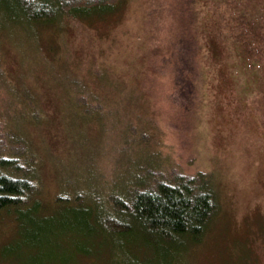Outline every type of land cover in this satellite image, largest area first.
<instances>
[{
  "label": "rangeland",
  "instance_id": "rangeland-1",
  "mask_svg": "<svg viewBox=\"0 0 264 264\" xmlns=\"http://www.w3.org/2000/svg\"><path fill=\"white\" fill-rule=\"evenodd\" d=\"M184 1L135 0L123 9V16H114L105 22L99 20L88 27L77 25L75 37L70 31L64 34V40L72 48L70 52L75 54L68 56L69 51L65 54L60 48L59 53L79 65L77 70L82 75L86 76L90 69L94 74L107 71L113 81L127 84L140 83L146 66H164L159 75L165 80L160 81L151 71V87L146 88L153 100L150 117L156 122L154 127H158L155 133L151 130L152 147L171 155L187 173H210L219 201L218 213L201 243L183 254L179 264H264V0H189L195 10L191 12L184 8ZM179 10L183 13L181 16ZM187 23L188 29L194 26L189 32H197L201 46L195 58L200 99L199 105L192 109H187L186 103L181 104L178 98L173 100L171 87L175 74L169 58L170 41L175 38L171 35L172 27L177 32ZM0 24L8 26L15 39L24 38L6 11L0 12ZM49 32L41 33L44 46L49 45L53 36ZM2 38L0 35L3 41ZM55 38L58 35L54 32L51 42ZM37 40L40 43L39 37ZM15 44L18 43L7 42L1 46V65L7 76L21 81L20 85L24 86L22 80H26V87L36 89L38 105L31 107L33 111L23 106L27 118L23 133L37 164L38 200L42 201V209L51 212L54 199L66 193L56 182L55 170L71 180L70 183H76L77 191L86 192L79 186L86 180L82 170L90 162L85 151L105 150L110 142L106 141L107 133L116 131L114 117H119L121 112L114 108L104 113L98 120L102 125L98 130L88 118L82 120V125L70 128L64 112L58 115L55 112L58 110L55 100L62 94L57 82L64 84L65 79L40 78L31 83L34 77L29 75L37 73L32 72L38 66L36 56L27 44ZM53 44L50 46L55 47ZM147 46L151 49L150 58L146 57ZM28 68L30 73L25 74ZM63 109L70 113L65 106ZM30 112L39 113L40 121L37 118L30 121ZM73 112L72 109V115ZM5 125L6 119L0 124V130ZM97 158L101 179L112 180L106 163L113 162L112 159ZM43 240L40 238L42 249L23 248L25 239L15 215L0 212V264H76L79 261L80 253L75 254L70 247L68 250L63 237L47 239L44 236ZM54 243L57 247L49 249ZM88 244L82 243V252L88 247L98 248L94 242ZM92 253L97 255L96 251ZM86 264L95 262L89 260Z\"/></svg>",
  "mask_w": 264,
  "mask_h": 264
},
{
  "label": "trees",
  "instance_id": "trees-1",
  "mask_svg": "<svg viewBox=\"0 0 264 264\" xmlns=\"http://www.w3.org/2000/svg\"><path fill=\"white\" fill-rule=\"evenodd\" d=\"M134 1L0 0V12L6 11L24 36L17 40L8 26L0 24L4 43L27 44L29 51L36 56L38 66L32 72L37 73L29 75L34 77L30 82L50 77L56 81L65 79L64 84L57 82L62 94L55 100L58 109L55 112H64L67 126L76 128L75 125H82V120L88 118L98 130L102 126L98 124L101 116L114 108L121 112L119 117H114L116 131L107 133L106 141L110 142L105 150L95 153V148H91L89 152L85 151L90 162L88 168L82 170L86 173V180L83 179L79 186L86 192L77 191L76 183H70L71 180L55 170L56 182L66 193L58 195L52 211L47 212L42 209L41 199L38 200L37 164L23 133L27 119L23 106L28 109L38 105L36 89L26 87V80H22V86L21 81L7 76L0 59L1 126L2 121L7 120V125L0 130V212L9 211L15 215L25 239L23 248L42 249L40 238L63 237L68 250L70 247L75 254L80 253L76 264H86L89 260L95 264H179L183 254L201 243L210 222L218 213L219 201L211 174L204 171L187 173L171 159V155H164L152 147L151 130L155 133L158 127H154L156 122L150 117L149 108L153 106V100L146 88L151 87V71L159 76L160 81L165 80L159 75L164 66H146L148 70L145 68L140 83L127 84L113 81L107 71L94 74L90 69V73L82 75L77 70L79 65L64 59L59 53L61 50L65 54L69 51L68 56L75 54L71 53L72 48L64 40V34L70 31L75 37L77 25L88 27L99 20L105 22L114 16H123V9ZM188 1H184V8L189 12L195 11L192 10V2ZM179 12L181 16L183 13ZM151 19L148 20L150 24ZM178 20L181 23L183 17ZM182 27L177 32L174 27L171 29V35L175 36L170 41L169 58L175 74L171 91L173 100L178 98L181 104L186 103L187 109H192L199 105L200 99L199 94L197 97L200 79L195 73V58L201 46L197 32H189L194 26L188 29L187 23ZM49 31L53 36L49 45L44 46L41 33L47 35ZM54 32L58 38L51 42ZM3 41L0 39V48ZM51 43L57 47L50 46ZM146 53L150 58L149 46ZM29 73L28 68L25 74ZM62 98H65L64 103ZM51 105L54 106L53 103ZM64 106L70 113H66ZM94 115L95 118L91 119ZM29 116V120L32 118L30 121L41 117L37 112H30ZM102 156L113 161L106 162L110 167L108 176H112L110 181L102 180L99 175L102 171H97L100 168L96 164L100 161L97 157ZM37 215L42 217L37 219ZM90 242L96 243L98 248L91 250L88 247L82 252V243L89 245ZM55 247L56 243L49 249Z\"/></svg>",
  "mask_w": 264,
  "mask_h": 264
}]
</instances>
